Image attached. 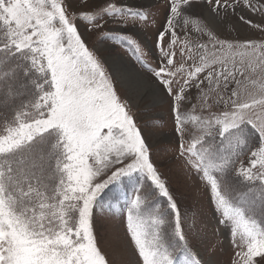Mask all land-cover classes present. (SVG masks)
<instances>
[{"label": "snow or ice", "instance_id": "snow-or-ice-1", "mask_svg": "<svg viewBox=\"0 0 264 264\" xmlns=\"http://www.w3.org/2000/svg\"><path fill=\"white\" fill-rule=\"evenodd\" d=\"M202 4L213 20L236 16L264 36V0ZM193 7L166 0L159 64L147 70L180 157L238 249L232 264H264V40L222 38ZM147 21L127 0H0V264H110L93 228L110 193L125 196L138 264H202L143 130L85 36L99 32L145 67L137 33Z\"/></svg>", "mask_w": 264, "mask_h": 264}, {"label": "rangeland", "instance_id": "rangeland-1", "mask_svg": "<svg viewBox=\"0 0 264 264\" xmlns=\"http://www.w3.org/2000/svg\"><path fill=\"white\" fill-rule=\"evenodd\" d=\"M76 2L77 0H73L74 4ZM90 2H99V0H90ZM127 2L142 8L148 15L147 23L141 26L137 33L147 53L143 57L145 67H141L131 51L126 48L105 44L99 32L85 34L87 43L89 47L96 48L104 59L109 73L114 78L118 93L128 101L138 126L143 130L151 149L152 161L180 209L190 247L197 253L202 264H232L238 249L231 242L229 229L219 223L220 216L210 202V192L205 183L191 171L184 158L179 155L178 137L175 134L168 104L163 101L159 106H152V101L143 104L139 97L130 99V92L118 81L108 64L111 59L121 61L119 65L117 62L113 64L121 74L123 65L129 69L132 66L150 81L152 80L151 82L154 81V77L147 69H156L159 64L155 41L158 31L165 23L166 0H127ZM192 11L202 15L205 18L202 21L204 26L214 29L222 38L231 33V38L234 39L251 38L257 42L264 40V36L257 30L243 26L236 16L230 15L223 20H213L210 17L209 20L207 7L202 4V0H194ZM109 27L114 26L109 25ZM81 31L83 32V29ZM104 47L106 48L103 49ZM180 59L177 49L176 61ZM109 198H105V211L98 212L93 222L98 247L110 264H138V255L126 232L125 217L120 214V210L124 207L125 196L123 193H116V196L111 197V201L108 200Z\"/></svg>", "mask_w": 264, "mask_h": 264}, {"label": "bare ground", "instance_id": "bare-ground-1", "mask_svg": "<svg viewBox=\"0 0 264 264\" xmlns=\"http://www.w3.org/2000/svg\"><path fill=\"white\" fill-rule=\"evenodd\" d=\"M207 18L210 20V16L208 15ZM104 47L103 49H105ZM120 64L121 61H116L111 59L108 64L110 65L112 71L114 72L118 81L130 92V99L139 97L141 103H146L152 101V106H156L159 104H163V100L156 94V88L153 82H151L145 75L141 74L137 71L134 67L126 68L123 65V73L119 72L117 69L114 68V63ZM121 68V67H120Z\"/></svg>", "mask_w": 264, "mask_h": 264}, {"label": "trees", "instance_id": "trees-1", "mask_svg": "<svg viewBox=\"0 0 264 264\" xmlns=\"http://www.w3.org/2000/svg\"><path fill=\"white\" fill-rule=\"evenodd\" d=\"M112 196H116V193H110L109 196H108V197H110V198H109L108 200L111 201V197H112ZM160 204H161L162 207L166 206V205H165V200H164V198H160Z\"/></svg>", "mask_w": 264, "mask_h": 264}]
</instances>
